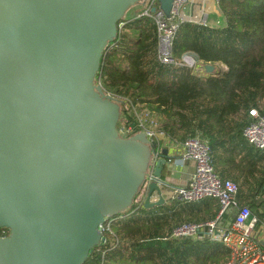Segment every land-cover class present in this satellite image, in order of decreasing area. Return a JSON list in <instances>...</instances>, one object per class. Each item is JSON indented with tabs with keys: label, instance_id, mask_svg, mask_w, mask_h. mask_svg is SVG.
I'll return each mask as SVG.
<instances>
[{
	"label": "water",
	"instance_id": "obj_1",
	"mask_svg": "<svg viewBox=\"0 0 264 264\" xmlns=\"http://www.w3.org/2000/svg\"><path fill=\"white\" fill-rule=\"evenodd\" d=\"M139 1L0 0V264H83L140 191L144 209L164 204L169 149L120 137V106L94 83Z\"/></svg>",
	"mask_w": 264,
	"mask_h": 264
},
{
	"label": "trees",
	"instance_id": "obj_2",
	"mask_svg": "<svg viewBox=\"0 0 264 264\" xmlns=\"http://www.w3.org/2000/svg\"><path fill=\"white\" fill-rule=\"evenodd\" d=\"M214 16L217 26L210 24L213 19L206 26L181 25L172 55L180 59L189 54L203 66L222 65L225 72L195 76L186 68L161 64L155 26L135 15L108 44L94 83L118 98L117 128L125 122L137 130L135 107L156 113L164 121L161 130L172 140L197 137L206 142L215 174L237 184L240 194L263 157L242 131L248 111L262 112L264 105V0H221ZM263 186L264 176L253 198L264 193ZM248 207L257 227L264 220L262 203L254 200ZM218 210L213 198L140 208L113 223L117 247L106 250L99 245L83 264H225L229 251L221 243L208 237L169 238L177 226L207 222ZM8 235V229L0 228V237Z\"/></svg>",
	"mask_w": 264,
	"mask_h": 264
},
{
	"label": "built area",
	"instance_id": "obj_3",
	"mask_svg": "<svg viewBox=\"0 0 264 264\" xmlns=\"http://www.w3.org/2000/svg\"><path fill=\"white\" fill-rule=\"evenodd\" d=\"M193 1L173 0L167 16L161 10L159 0H148V9L137 13L136 18H148L155 26L157 36L156 56L161 64L186 68L195 76H204L208 74L205 66L199 64L191 55L185 54L180 59H176L172 55V42L181 25L190 23L206 26L209 24L210 14L206 11L205 5L194 12ZM209 1L216 9L221 0ZM126 21L128 20L118 23V32L124 29ZM103 92L115 102L117 101L118 98L111 93ZM133 114L137 130L135 131L133 127L121 122L118 127L120 137L130 138L137 133H143L148 141H154L160 146L161 140L168 139L170 146L182 149L178 159L179 162L182 164L192 162L194 165L191 179L183 186L171 188L170 200L187 204L213 198L219 203V210L214 220L183 223L172 230L169 238L202 240L208 237L213 242L221 243L229 251V257L225 264H264V251L261 250L254 233L257 218L253 216L249 207L239 205L237 201V184L231 180H221L215 174L211 164L208 144L197 137L176 142L161 130L150 111L135 107L133 108ZM242 136L249 145L259 151H264V112H260L257 108H251L248 111V123L242 131ZM153 167L154 162L152 161L149 165L145 185L152 178ZM144 199V191H140L127 211L117 217L104 218L103 223L98 227V231L104 239L100 246L104 245L106 250L118 246L119 240L113 232V223L143 208ZM230 211H235L232 223L227 228H220L219 223L222 216Z\"/></svg>",
	"mask_w": 264,
	"mask_h": 264
},
{
	"label": "crops",
	"instance_id": "obj_4",
	"mask_svg": "<svg viewBox=\"0 0 264 264\" xmlns=\"http://www.w3.org/2000/svg\"><path fill=\"white\" fill-rule=\"evenodd\" d=\"M205 2H206V0L205 1L203 0L202 3H204V4H202V7L205 5V8H206ZM209 7L211 8L210 10H212V14H215L216 9L212 5L211 2L209 4ZM215 22L216 21L213 18V20L210 22V24H214ZM261 110H262V112H264V105L262 106ZM163 147H167L169 149V156L172 158V163H171L172 176L168 179L170 187L165 189L162 193L164 203H167V201L170 200V197L172 194L171 188L175 187V186H183L191 179L192 174L194 172V165L192 162H187V163H183V164L181 162H179L178 159L182 153L181 148L172 147L170 145L166 146L164 144H163ZM260 154H262L263 157H262V160L256 164V170L257 171L254 175V178L248 180L249 185L244 186L242 191H240V194H239V190H238L237 201H238L239 205H243V206L248 207L249 205H251V203L254 200H258V202L262 203V209L264 208V193L263 194L259 193L255 196V198H253L254 197L253 194L256 192L257 183L260 182V179L264 176V151H261ZM167 193L169 195V200L166 198ZM261 210H259V212H261ZM234 214H235V211H230L228 214L223 216L220 220L219 227L220 228L229 227V225L232 223V221L234 219ZM216 216H215V218H216ZM214 219H212V220H214ZM208 221H211V220H208ZM254 233H255V239L259 242V246H260L261 250L264 251V220L256 228H254Z\"/></svg>",
	"mask_w": 264,
	"mask_h": 264
},
{
	"label": "rangeland",
	"instance_id": "obj_5",
	"mask_svg": "<svg viewBox=\"0 0 264 264\" xmlns=\"http://www.w3.org/2000/svg\"><path fill=\"white\" fill-rule=\"evenodd\" d=\"M202 2H203V0H194V1L192 2V5H193L194 8H195V10H193L194 12L200 10V8H201V6H202V4H203ZM148 4H149L148 0H140L137 4H135L133 7H131V8L125 13L124 18H125L126 20H130V19H132L133 16H135L137 13H140V12H142V11L148 9ZM205 4H206V11L209 12L208 14H210V15H209V20H208V21H211V20L215 17V16H214L215 14H212V10H210V9H211V8L209 7L210 1H209V0H206ZM212 9H213V8H212ZM216 10H218V8H216ZM214 25H215V24H214ZM215 26H217V25H215ZM225 71H226V67H224V66H222V65H220V66H214V72H216V74H220V73H223V72H225ZM151 114H153V118L156 120L158 126L161 127V125L164 123L163 119H162L160 116H158L156 113H154V112H151ZM161 141H162V142H161V146H160V147H163V144L166 145V146L169 145V140H168V139H163V140H161ZM166 196H167L166 198L169 200V195H168V193H167ZM113 232H114V231H113Z\"/></svg>",
	"mask_w": 264,
	"mask_h": 264
}]
</instances>
